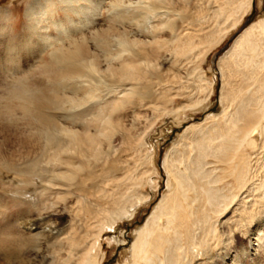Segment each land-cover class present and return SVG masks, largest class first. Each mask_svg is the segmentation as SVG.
Returning a JSON list of instances; mask_svg holds the SVG:
<instances>
[{"label":"bare ground","instance_id":"obj_1","mask_svg":"<svg viewBox=\"0 0 264 264\" xmlns=\"http://www.w3.org/2000/svg\"><path fill=\"white\" fill-rule=\"evenodd\" d=\"M59 1L64 12L79 16L83 10L77 4L80 0ZM110 2L107 24L89 34L83 33L85 27L98 20L84 17L75 22L66 17L71 21L67 25L77 29L67 37L65 17L55 21V13L41 2L28 9L33 17L29 28L40 36L35 45L31 42L34 63L47 45L56 49L49 54L50 65L33 66L15 81L14 92L24 108L18 117L5 112V124L11 129L0 120V176L3 172L13 176L16 189L26 191L22 197L15 194L13 201L30 203L38 213L28 210L32 214L25 221L9 224L5 239H0V264H98L103 232L134 214L147 199L133 187V171H121L116 160L119 146L148 158L146 129L138 130L141 121L149 119L136 115L126 122L123 117L135 101L140 107L153 102L147 106L152 115L168 114L174 101L171 89L158 98L152 92L157 83L171 86V80L161 75L154 82L162 66L188 69L198 52L201 62L229 32L220 23L231 20V28H236L240 12L250 11L254 4L253 0ZM211 2L218 8L206 10L203 5ZM193 3L205 11L193 13L189 10ZM152 16L156 24L150 23ZM53 30L57 36L50 37ZM219 66L224 77L240 78V84L230 86L226 96L221 94L224 110L219 121L209 117L208 131L203 133L208 118L183 131L182 140L191 133L199 137L190 151L193 156H177L180 139L177 145L173 142L163 159L168 193L136 231L126 264H264V216L258 218L264 211V156L244 151V147L252 153L264 148V20L235 39ZM202 102L191 108L198 109ZM90 116L97 128L80 131ZM70 122L72 126H67ZM208 158L223 166V178L213 175L216 170H205ZM228 179L227 195L212 188ZM0 208L4 209L1 202ZM252 224L247 242L227 244L232 233ZM26 250L29 255H24Z\"/></svg>","mask_w":264,"mask_h":264},{"label":"rangeland","instance_id":"obj_2","mask_svg":"<svg viewBox=\"0 0 264 264\" xmlns=\"http://www.w3.org/2000/svg\"><path fill=\"white\" fill-rule=\"evenodd\" d=\"M100 1L102 2V0H80L77 4H79V6L83 8V10L81 11L79 16H75L73 11L64 12L63 5H60L61 3L59 0H0V14L3 17L0 20V29L2 28L1 26H4V28H2V30L0 31V120L4 121L1 123L4 124L2 125L5 128L11 129L10 126L5 124V120H7L6 113L8 115L13 114L18 117L19 115H21L24 108V104L20 100L19 95L14 92V85L16 83L15 81H17V79L21 75L30 71L29 68L34 69L33 66H35V68H41L45 64L50 65L49 54H51L56 49L55 46L47 45V50H44V54H41V58L39 59L38 63H34L36 61L31 55V52L33 51L31 42L34 41L33 44L35 42H39L40 36L34 33L33 28H29V21L32 17L28 12L29 7H36L35 3L41 2L43 3V5L47 6L48 10L55 13V15L53 16V19L55 21H57L58 19H63V17H65V37H67L68 35H73L77 31V29H74L67 25V22H69L68 24H70L71 22L69 19H73V21L75 22L80 21L81 19L84 20L85 18L88 19L89 17L90 18L88 20H93L94 18L98 20H95V23L97 25L93 23V25L85 27L88 29H86V31L84 30L83 33L87 34H89L92 30H95L101 26L104 27L107 24V15L112 13L111 2L110 0H105L104 4H99ZM45 2H47V4H44ZM200 6L201 5H199L198 3L190 4L189 10L193 13H197L199 11H205L204 8L206 10L208 9L209 11H213L214 9L218 8V4L214 2H211L209 6L204 4V8ZM77 8L78 6L76 5L75 9ZM178 8L182 7L178 5ZM132 9L134 10V7L130 10ZM98 12L100 13V15H97V18L96 14ZM66 17H69V19H66ZM240 17L242 20H240L238 26L234 29L231 28V20L226 21L225 23H220L221 29H227L229 32L222 39V41H220L216 46L212 47V49L203 58L204 60L202 59L203 62H200L198 59V57L200 56V52L196 53L198 57L196 56L195 59L192 60V63L188 65V69H191L190 71L187 69V67H182L181 65L174 67L175 70H171V65L166 64L162 66V70L159 72V74L155 75V77H157L155 78L154 82H158V78L160 77L163 80H171L170 84L171 86H173H170L171 88L169 86H161L158 83L152 86V92H155L153 93L155 98H158L165 92L167 93V89H171L170 95H174V101L172 102L173 104H170V106L168 107V114H165L163 116L152 115V112L148 111L147 106L154 105L153 102L150 103L148 101H145L142 104L143 106L141 105L140 107L138 106L139 101H135L130 110L126 112L127 117H123V120H125L126 122L130 121L131 118L136 115L149 119V121L145 123L141 121V125H139L138 130L140 131L139 133H141V131L147 132L145 137V145L147 147L146 152L148 158L145 159L144 157L143 160V158L139 156L138 152L134 153L132 151H127V149L125 150L124 147L119 146L117 148L119 149L117 152V158L119 159L116 160V164H122L121 166H119V168H121V171H128L129 168L131 169L130 171H133V187L135 188V190L137 189L139 193L141 192L140 194H142L143 196H147V199L143 201L142 204H138L137 208L133 211L134 214H131L130 217L123 218L125 220H118L114 225H112L111 229H106L103 232L100 238L101 247L100 250L96 253V256L98 255V264H126L128 263V261H130L131 255L130 252H128V249L130 248L133 240H135L136 238V231L139 230L140 227H144L147 220L152 214L151 212H153L162 196L168 193L166 186L167 174L163 169V159L165 155L168 154L170 149L174 147V145H172L173 142L175 141L177 145V141L180 139L178 145H182V147L180 148H177L178 145L175 146L177 150V156H185L186 158L187 156L192 155L193 152L190 151H192L194 147V141H197L199 137L196 136L195 138L191 135V133L184 136L185 139L183 138V141L182 134L185 128L190 125H200V123H202L204 119L208 118V122L206 121L207 124L203 133H205L207 129L209 130V121H212V119H210L209 117L216 116L215 119L217 120L220 113L224 110L226 102L221 99L223 97L221 94H224L226 96V93L230 90V86L234 87V85L240 84V78L233 77V79H230V77H224L222 75V72L220 71L219 61L225 56L227 51H229L235 39H237L239 35L245 29H247V27L256 24L260 20H264V0H255L250 11L248 10L246 13L240 12ZM153 18L154 17L152 16L150 19V23L156 24V21H154ZM154 19L157 20L156 18ZM127 24V21L123 23L124 26H126ZM49 36H57L56 31H51ZM147 38L149 37H146V39ZM65 39V45H67L69 41L67 40V38ZM28 43L30 44L28 45ZM24 44L25 46H23ZM252 86L253 85H251L250 87L253 88ZM254 92L255 91H253V93ZM201 101H203L202 103H204L201 105L202 107L199 106L198 109L191 108L196 102ZM80 122L81 121L78 120L77 123L79 124ZM86 123H92V126L87 125ZM66 125L72 126V122L66 123ZM96 126H98L97 122L90 116L86 121H84V127L79 126V130L82 132L88 130L93 131L95 130V128H97ZM173 134V139L170 140V137ZM184 145L187 147H185ZM261 149L252 153L253 150L244 147V151L248 155H253L252 157H255L258 154L260 158H263L264 148ZM204 166L205 170L208 172L216 170V173L213 174L215 177L223 178L222 172H220V168H222L223 166L216 163L214 159H206ZM143 172L145 175L143 174ZM5 173L3 172V174L1 175L3 177L0 176V202L2 205H4V209L0 208V239L2 240L5 239V236H3V234L7 232L9 224L11 226L13 224L17 225L20 222L25 221V219L28 218L29 214H32L33 212V214L38 213L37 211L33 210V207L30 203L24 202L22 205L20 203H17V201H13L15 194L22 197L26 191L22 192V189L17 190L15 184L11 182L13 176ZM6 176L9 177L7 178ZM140 177L146 178L145 181H141ZM98 182L102 184L101 179H99ZM228 182L229 179L225 182L217 183L215 184V186L213 185L212 188L218 189L222 192L223 195H227L230 190ZM139 186L141 189L139 188ZM25 196L27 197L28 195ZM28 210H31L32 213H29L30 211ZM259 215L261 216H259L258 218L261 219L264 216V211H262ZM253 225L254 224H252L251 226L245 225L239 231L232 233V239L228 240L227 244L230 243L231 246H236V242L239 239L247 242L250 236V231L251 229H253ZM11 226H9V228ZM24 255H29L28 250L25 251ZM1 262H3L2 259ZM209 264H213V261H209Z\"/></svg>","mask_w":264,"mask_h":264},{"label":"water","instance_id":"obj_3","mask_svg":"<svg viewBox=\"0 0 264 264\" xmlns=\"http://www.w3.org/2000/svg\"><path fill=\"white\" fill-rule=\"evenodd\" d=\"M253 1H255V0H253ZM173 136H174V134L170 137V140L173 139Z\"/></svg>","mask_w":264,"mask_h":264}]
</instances>
